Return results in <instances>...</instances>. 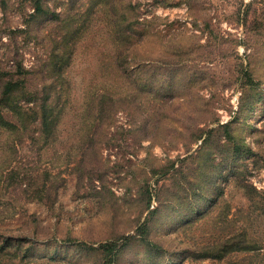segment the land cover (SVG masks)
Instances as JSON below:
<instances>
[{"label": "rangeland", "instance_id": "1", "mask_svg": "<svg viewBox=\"0 0 264 264\" xmlns=\"http://www.w3.org/2000/svg\"><path fill=\"white\" fill-rule=\"evenodd\" d=\"M0 264H264V0H0Z\"/></svg>", "mask_w": 264, "mask_h": 264}, {"label": "trees", "instance_id": "2", "mask_svg": "<svg viewBox=\"0 0 264 264\" xmlns=\"http://www.w3.org/2000/svg\"><path fill=\"white\" fill-rule=\"evenodd\" d=\"M37 2H38V3H36L37 8H38L39 11H41V10H40V8L42 7V5H41V1H37ZM44 12H45V11H44Z\"/></svg>", "mask_w": 264, "mask_h": 264}]
</instances>
